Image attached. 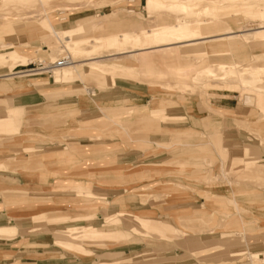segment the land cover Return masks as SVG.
Listing matches in <instances>:
<instances>
[{"label":"rangeland","instance_id":"374dc122","mask_svg":"<svg viewBox=\"0 0 264 264\" xmlns=\"http://www.w3.org/2000/svg\"><path fill=\"white\" fill-rule=\"evenodd\" d=\"M148 1L0 0V53L23 58L0 64V264H264L261 220L204 193L264 206V178L228 163L264 168V42H248L264 38V0ZM182 24L232 38L111 56L134 45L108 37ZM90 57L115 75L91 76Z\"/></svg>","mask_w":264,"mask_h":264},{"label":"bare ground","instance_id":"6f19581e","mask_svg":"<svg viewBox=\"0 0 264 264\" xmlns=\"http://www.w3.org/2000/svg\"><path fill=\"white\" fill-rule=\"evenodd\" d=\"M234 1V0H233ZM163 5L160 4L158 2V0H149L147 7L149 11H152L154 8H160ZM191 25V22L189 23ZM193 24V23H192ZM194 25V24H193ZM49 28H53V26L48 25ZM194 27H196V25H194ZM193 27V28H194ZM11 31H9L8 29L2 31V33L0 34V40L4 39V37H6L8 35V33H10ZM80 31H74V30H70V31H62V32H56L52 29V36L54 38L61 36L63 38L69 39V40H75L77 42V38H78V33ZM84 34H86L88 31H83ZM244 32V31H243ZM246 33V32H244ZM127 34V33H126ZM131 34V33H130ZM137 35L134 37H127L124 33L122 35H115L112 37H108V41L110 43L113 44H121L122 42L128 40L129 42H131L134 46L130 49L127 50L125 48H120L117 49V51H115L114 55L111 56H119V55H123L125 53H135V52H139V53H158V52H165V51H169L170 48L166 47L169 45V42H171L172 40H176L177 43L176 47H178L179 45H183V44H194L196 42H206V44L208 43V45L213 44V42L217 43V47L219 46L220 49H216L215 47L211 46L209 47L212 51L211 52H216L217 50H221V47H224V45H228L230 42V39L232 38L231 35H224V36H220V37H216V38H208L203 36L202 33L198 30V31H194L191 28L188 27L187 24H182V25H178L175 27H167V28H161L158 30H148V31H144L141 32V34L136 33ZM132 35V34H131ZM238 35V34H236ZM250 42H264V38H251L249 41ZM210 43V44H209ZM215 44V43H214ZM254 45H252L253 47ZM227 47V46H226ZM256 48H261L262 45H255ZM10 48V47H9ZM80 48V47H79ZM77 48L76 50H74V52H78L80 51V49ZM208 48V49H209ZM179 49V48H178ZM209 49V50H210ZM226 49V48H225ZM255 49V48H254ZM82 50V49H81ZM4 52V51H3ZM134 55V54H133ZM145 55V54H144ZM140 55H137V57ZM134 57V56H133ZM66 58V57H65ZM69 58V57H68ZM136 58V57H134ZM70 59V58H69ZM104 59V57H90L83 62L84 65L82 66H87V63H95L97 65H93L91 66V70L89 72V74L91 76H95L98 77L100 75H104V74H110V75H115L116 71L114 70H109V69H105L102 68L100 66H98V64L101 62V60ZM120 59V58H119ZM137 59V58H136ZM23 60V58L15 51H8V52H4V53H0V64H4L7 62H13V63H21ZM110 60V59H109ZM134 60V59H133ZM57 62V61H56ZM54 62V63H56ZM86 62V63H84ZM53 63V64H54ZM12 64V63H11ZM73 65V62H69L66 65H63L62 67H54L53 69H61L63 67L67 68L69 66ZM52 69V70H53ZM53 72V71H52ZM255 72V71H253ZM55 73V72H54ZM255 75L258 76V74L255 72ZM253 75V74H252ZM254 75V76H255ZM63 76L66 78L68 76V78L70 77L69 74H67V72L63 73ZM55 77L58 78L59 74L55 73ZM261 77V76H260ZM263 77V76H262ZM247 102H251L255 104V98L251 97V96H246ZM30 126V125H29ZM113 126V125H112ZM262 126V125H261ZM115 127V126H114ZM118 131H122V129L118 126ZM263 128V127H262ZM256 130V129H255ZM183 134V133H182ZM181 135V134H180ZM150 143H148L149 145ZM29 154V153H26ZM15 163V162H14ZM39 163V162H38ZM6 164V163H5ZM40 164V163H39ZM41 165V164H40ZM43 165V164H42ZM1 167V166H0ZM96 172V171H95ZM90 173V172H88ZM92 175V173H90ZM89 176V175H88ZM24 178V177H23ZM129 184V183H128ZM5 192V191H4ZM9 192V191H6ZM43 193V192H42ZM51 194V193H49ZM83 196H92L90 194H83ZM42 197V196H41ZM23 202V201H22ZM21 203V202H20ZM20 203L14 202V203H8L7 207L10 206H14V205H18ZM233 203V202H232ZM30 204V203H29ZM238 206V205H237ZM31 212V211H30ZM33 214V213H32ZM45 214V213H44ZM113 216H111L110 218H112ZM148 221V220H146ZM245 226V225H244ZM245 228V227H244ZM103 229V228H102ZM103 231V230H102ZM103 235V234H102ZM105 235V234H104Z\"/></svg>","mask_w":264,"mask_h":264},{"label":"crops","instance_id":"0c3cea01","mask_svg":"<svg viewBox=\"0 0 264 264\" xmlns=\"http://www.w3.org/2000/svg\"><path fill=\"white\" fill-rule=\"evenodd\" d=\"M264 47V46H262ZM261 47V48H262ZM257 107V106H256ZM154 112H157V111H154ZM148 136L149 134L146 133L144 135H140L139 138H138V141L140 143H143V144H146L148 145V143H150L149 145L155 147V149L158 148V143H155L153 144L152 142H150L148 140ZM133 138V137H131ZM183 139V137H181L180 139L178 140H172V142L174 143V141H181ZM212 144L213 145H216L217 147H220L222 145V141L221 139L218 137V138H214V136H212ZM166 145H168V143H166ZM167 149V148H166ZM224 149V147H223ZM149 153L151 152H156V151H151L149 150L148 151ZM223 156L225 157L224 159H227V155H226V149L223 150ZM229 156H231V153H229ZM229 162L230 163V166H237L239 164H242L244 163L245 164V169H244V173L242 172L240 174L241 177H244L245 176H252L253 178H256L258 181L261 180L262 178H264V168L261 167V166H257L258 163L254 162V160H245V159H241V158H238V159H234V158H229ZM24 179L27 181V182H31V180L33 179L32 178H28V176L24 177ZM230 185V183H229ZM231 186V185H230ZM204 193H208L212 196V198H223V199H226L229 203L232 204V206L234 207V209L236 210V212L238 214H241V211H243V209H241L242 207L245 208V211L251 213L252 216H254L257 220L260 219L262 224H264V216L262 214H259L260 213V210L263 208L264 209V206L261 207V209H257L256 207L258 206H249L248 208L243 204V201H240L239 199H237V195L234 191V189L231 188V190L227 191V192H220L218 191L217 189H214V187H211L209 191H204ZM77 194L78 196H80L79 194L83 195H87V194H90L92 196H87V197H93L95 195H93V193H83V192H78L77 191ZM233 202V203H232ZM238 205V206H237ZM112 215H110L111 217ZM56 220L55 222H61L62 219H54ZM243 221V220H242ZM243 226L241 227V229L246 233L249 231V229L251 228L250 226L253 224V221L252 222H246V221H243ZM245 225V226H244ZM245 227V228H244Z\"/></svg>","mask_w":264,"mask_h":264},{"label":"built area","instance_id":"2783aa9c","mask_svg":"<svg viewBox=\"0 0 264 264\" xmlns=\"http://www.w3.org/2000/svg\"><path fill=\"white\" fill-rule=\"evenodd\" d=\"M69 62H70V59L68 57H66V58H63V59L57 61L54 64H48V65H45L44 63L33 64V65H36V66H33V68L30 71H32V72H35V71L40 72V71L43 70V71H46L47 73H50L51 69H53L54 67H60V66L62 67L63 65H66Z\"/></svg>","mask_w":264,"mask_h":264}]
</instances>
